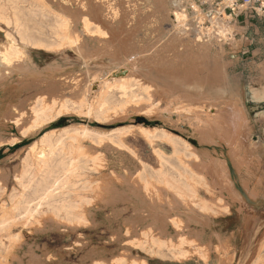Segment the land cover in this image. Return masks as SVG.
<instances>
[{
    "label": "rangeland",
    "instance_id": "374dc122",
    "mask_svg": "<svg viewBox=\"0 0 264 264\" xmlns=\"http://www.w3.org/2000/svg\"><path fill=\"white\" fill-rule=\"evenodd\" d=\"M92 2L103 18L96 0ZM121 2V34L113 43L126 44L115 55L98 42L77 48L79 53L66 42L54 48L24 44L13 29L11 3L0 0V48L13 34L25 56L16 59V65L1 61L0 84L6 79L23 86V74L30 73L26 92L31 100L21 109L34 108L36 98L48 107L38 120L31 112L19 124L0 122V264H264V98L257 96L264 88V16L225 12L233 19L221 35L211 21L224 10L221 1ZM184 10L189 19L182 25L176 13ZM200 10L207 30L201 39ZM31 28L35 33L39 22H32ZM163 70L166 73L158 76ZM151 75L181 94L191 89L226 106L211 112L187 107L181 99L172 102L174 93L168 97L146 91L138 82ZM3 98L0 90V118ZM203 126L213 133L207 140L214 144L208 149L194 143ZM162 128L188 139L194 153L186 155L182 143L155 132ZM49 144L56 151L53 170L63 173L67 184L51 207L26 213L22 204L40 189L39 159ZM201 157L218 161V186L204 184L208 175L198 166ZM131 189L149 200L150 208L140 210L147 220L135 218L132 204L126 208ZM205 204L215 212L200 209ZM152 213L153 222L148 221ZM162 219L167 226L159 224ZM96 246L111 252L101 248L96 257L88 253Z\"/></svg>",
    "mask_w": 264,
    "mask_h": 264
},
{
    "label": "bare ground",
    "instance_id": "6f19581e",
    "mask_svg": "<svg viewBox=\"0 0 264 264\" xmlns=\"http://www.w3.org/2000/svg\"><path fill=\"white\" fill-rule=\"evenodd\" d=\"M211 1H213V0H211ZM8 2L11 3V8L13 9V15H14L13 16L14 17L13 29L20 34L21 40H22V42L24 44L36 45V46H38V48H39V46L40 47H47V48H54V47L60 46L64 42H66V43H69V46L72 47V49H74L75 48L74 46H76V49H74V50H76V53H79V51L81 50V46H89V45H91V44H93L95 42H98V43H102L104 46H106L107 48L111 49V51L115 55H120L123 52V48L125 47V44H126L125 43V40L119 41L117 45H115V43H113L114 38L116 36H120V34H121L120 32H118V29H117V27H119L121 25L122 21H123V8H122V3L123 2H121V0H96V6L100 10L101 15H103V18L100 17L99 15H97L95 13V9H94L92 0H8ZM196 9H197V7H196ZM219 11L220 12L218 13V15H213L212 16L211 21H212V24H213V26L215 28L214 32L223 35V34H226L227 31H228L227 23L230 22L233 18H232V16H230L228 14H225V11L224 10H219ZM198 13H200L199 19H198V22L200 24V27L198 28L199 33H198L197 36H198V38L201 39V35L203 33H207L206 32L207 30H205L202 27V24H201V22L204 20V18L201 17V10ZM176 17H177V20L182 25H185L187 23L188 19H189V16H188V14H187V12L185 10L184 11L177 12L176 13ZM32 22H35V23L39 22V28H36L35 29L36 30L35 33H33L34 30H33V28H31ZM131 23L132 24L130 25V28H131L130 30L132 31L133 28L135 27V17L131 19ZM119 30L121 31V29H119ZM199 40H196V41H197V43L200 44L201 42ZM5 43H6V45L5 46L2 45L4 47L0 48V64L2 63L1 62L2 60H5L6 63H8V65L11 64V63H13V62L16 65V63H15L16 62L15 61L16 59L17 60H20V61L21 60H24L25 56H23L22 55V52L20 51V49L17 48V40L13 36V34H9L8 35V38H7V40H6ZM201 44H203V43H201ZM204 46H207V43H205ZM77 48L80 49V50H78ZM27 63H29V61ZM27 63H21V64H25L26 65ZM6 65L4 66L2 64V67L4 66L3 68L7 69L6 68ZM26 66H28V64ZM26 66H24L23 69H25ZM30 66H32V65H30ZM14 67H16V66H14ZM35 67H37V66H35ZM9 68H12V65H11V67L9 66ZM19 68H16V70H18ZM10 71L8 72L9 74L11 73ZM18 72H19V70H18ZM119 72L120 71H118L116 73L113 72L114 74H112V75L116 76ZM165 73L166 72H164V70L163 71H159L158 76L161 77V75H163ZM2 74L5 76L4 73H2ZM28 75H30V73H26L25 72V74H23L24 79L27 80L26 81L27 84H24L23 86H22V84H21L20 81H19L20 83H17V84H15L14 82H11V83L5 82L6 79L1 82V84H0V90L4 93V98L2 100H4V102L6 104H5L4 110L2 111L3 112L2 113L3 115L0 118V122H6V121H9V120H14L16 123L19 124L21 122H24V116L27 115V114L29 115L31 112H32V116L35 114V117L37 118V120L40 119V117L46 115V112H47L48 107H46V106H44L42 104V101L40 100V98L39 99L36 98V100H35L36 106L34 108L21 109L23 107V105H24V107L29 106L28 105L29 104L28 103L29 98L27 97L29 95H28V92H26V91H30V87H31L32 80H29ZM0 76H1V71H0ZM11 76H13V74ZM153 78H154V75H151L150 79L145 80L143 82H141V80H139L138 82L139 83H142V85H143V87L145 88L146 91L148 89H152L155 93L161 92V93H163V95H166L168 97L172 96L173 93H174L175 94V97H173L172 102L175 101V100L181 99V101L184 104H187V105H185L187 107L202 108V109H205L207 111L210 110L211 112H213V111L219 112V111L222 110V108H224L226 106L225 103H222L220 101H213V103H212V101L210 102V100H206V98H205L206 96L199 95V94H197V91H193L191 89H188V90H186L185 92H183L181 94V92H179V91H174V88H170V86H162L160 83H157ZM18 80H19V78H18ZM25 80H24V82H25ZM23 87H24V89H23ZM24 93L26 95V98L24 97ZM161 93H159V94H161ZM106 95H105V97H106ZM257 96H259L261 98H264V88L262 89V91L260 92V94L257 95ZM107 103L108 102H106L105 105H107ZM9 105H11V106L9 107ZM15 107H16V110L14 109ZM12 108H13V110H11ZM16 111H19L20 113L16 114L17 113ZM200 128H202V127H200ZM203 128H206V127L203 126ZM215 128L218 129V127H216V124H211L210 129L212 131H214ZM206 129H204V130L201 131V133L199 135L200 137H198L199 140L197 142H194L196 148H199L200 149V147H202L204 149L205 148L208 149V146L209 145L212 146L214 144V141L207 140L209 136H212L213 135V133H211L212 131L211 130H208L209 128L207 129L208 131H205ZM175 131H177V130L174 129V132ZM215 131H217V130H215ZM226 131H227V129H226ZM155 132H160L162 134V136L169 137L170 139H173L175 141H179L180 143H182L183 146L186 148V155H190V154L194 153V149L195 148L190 143H188V139L183 138L181 136H178V135L174 134L173 132H170L169 130L163 129V128L162 129H156ZM227 133H229V131ZM156 142H154V143H156ZM150 143H151V141H150ZM58 145H60V143ZM55 152H56L55 151V148L53 147V145H50V144H49V149L48 150H45L44 152H42V155H41L39 161L41 162L40 169H41V172L43 173V177L44 178L42 177V181L39 184L40 189H37L36 194L34 196H31V197L27 198L25 201H23V204L22 205H24L23 207H24L26 213H33V214L34 213H38V212H40L42 210V208L45 205L51 207L54 204V202L58 201V197H60L61 188L62 187L65 188L64 186H66V184H67V182L65 181V179L61 178V177H63V173H62V175H60L59 172L56 173L55 170H53V162L52 161L54 160L53 156L55 155ZM173 154H174V152H173ZM195 154L197 155L198 158H200V155H198L196 152H195ZM157 156H160V155L157 154ZM211 161L212 160H206V158L201 157L200 165L196 164L199 167H201L203 169V171L207 172L208 179H207V181L204 182V184H206L207 186H209V188H210V186L211 187H213V185L215 186L217 184L216 182H218L217 179L219 178L218 177V178L215 179V176H217V174H219L218 173L219 170L217 171V168L215 167V164H217V163H215L216 159H215L214 162H211ZM216 162H218V161H216ZM219 166H218V168L220 169ZM145 170H146V168L144 167L143 171H145ZM75 172H76V170H75ZM178 172L181 173V170L178 171ZM182 173H183V171H182ZM65 175H66V173H65ZM146 175H148V174H146ZM81 179H83V178H81ZM80 183L82 184V182H80ZM244 184H245V181H244L243 185ZM224 185H225V183H224ZM79 186H80V184H79ZM217 186H218V184H217ZM112 190L113 189H111V191ZM114 190H116V189H114ZM131 192H132L131 196L129 195L130 197L129 196H128L129 198L127 197L128 198V201H127L128 207L126 206V208H128V210H129V204H132V206H130V207L133 208V210L135 211V216H136L135 218L137 220L138 219L139 220H143V219L145 220L148 217L145 218L142 213H141L142 214L141 215L140 214V210L143 209V207L144 208L145 207H148V209L150 208L149 207L150 206L149 205L150 203L148 202L149 203L148 204L149 206H147V203H146V201H149V200H146L147 199L146 198L145 199L146 201L145 200L143 201V199L145 198L144 197L145 195H143L144 198H142V194L139 193L138 191H136V189L135 190L134 189L133 190L131 189ZM118 193H119V191H118ZM128 193H130V192H128ZM120 195H123V194H120ZM125 195H127V194H125ZM249 195H251V194H249ZM200 196H203V195H200ZM112 199L113 198H111V200ZM122 200H124L123 199V196H122ZM122 200H121V202H123ZM14 202L16 203V201H14ZM195 202L196 201H194V203ZM123 203H121V204H123ZM13 204L14 203H12V205ZM12 205H11V207H12ZM118 205H120V202H119ZM177 205H178V203H177ZM179 206L181 207V204ZM166 207H169V206L167 205ZM183 208H185V206ZM13 209H14V207H13ZM148 209H147V211H148ZM170 209H171V207H170ZM170 209H168V210L170 211ZM175 209H177L176 206H175ZM200 209H202L203 211H206L208 213H214L215 212L214 207L213 206H210L209 204H205L203 206H200ZM152 210H155V209H152ZM126 211H127V209H126ZM144 211L146 212L145 209H144ZM144 211H142V212H144ZM164 211H166V210H164ZM169 211H168V213H169ZM177 211H175V212H177ZM188 211H190V210H188ZM150 212H152V211L150 210ZM13 213H14V210H13ZM89 213H90V211L88 212V215H89ZM163 213L165 214V212H163ZM186 213L188 214V212L185 211V214ZM91 214H92V212H91ZM149 215H150L149 216L150 219H148V221L152 220L151 218H153V216H154L153 213L152 214H149ZM151 215H153V216L151 217ZM189 215H187V216H189ZM141 216H143V217H141ZM145 216H148V215L146 214ZM159 218H160V216L157 219H159ZM203 218H204V216H203ZM155 219L156 218L154 216V220ZM131 220L134 221L133 218H131ZM137 220H136V222L138 223ZM132 221H131V223H132ZM188 221H186V222H188ZM152 222H153V220H152ZM158 222H160V220ZM190 222H188V223H190ZM139 223H142V221L141 222L139 221ZM166 223L167 222L165 221V219H162L161 220V223H159V224L160 225L162 224L163 227H164V225ZM156 224H158V223H156ZM186 224H185V226H186ZM131 225H133V223ZM137 225H141V224H137ZM167 225H165V226H167ZM187 225H189V224H187ZM134 226L135 225H133V227ZM197 226L199 227V225H197ZM163 227L161 226V228H163ZM168 227H167V230H168ZM200 227H202V226H200ZM109 228L114 229L112 227H109ZM190 228H191V226H190ZM134 229H136V228H134ZM155 230H157V227L155 228ZM188 230H189V228L187 229V231ZM132 231H134V230H132ZM113 232H115V235H116V233H118L119 230H118V232H117V230H114ZM67 234H70V233L67 232ZM178 235H181V234L178 233ZM110 242H111V240H110ZM99 247L100 246H98V247L96 246L95 248H93V250L91 248V250H89L88 253L93 252L92 255H94L96 257L97 255L102 254V253H100V252H102L101 248H103L106 252H111L110 251L111 249L108 248V247H101L100 249H99ZM118 250H119V248H118ZM66 251H68V250H66ZM58 254L64 255V252H61V253H58ZM48 255L50 256L51 253L48 254ZM180 255L183 256L185 254L180 253ZM90 256L91 255H89V257ZM94 256H92V257H94ZM82 258L83 257L81 256V259ZM83 259H82V261H83ZM87 261H89V260L87 259ZM83 262H84V264H87V263H85V260ZM123 264H128V263H126L125 260H124V263Z\"/></svg>",
    "mask_w": 264,
    "mask_h": 264
},
{
    "label": "built area",
    "instance_id": "2783aa9c",
    "mask_svg": "<svg viewBox=\"0 0 264 264\" xmlns=\"http://www.w3.org/2000/svg\"><path fill=\"white\" fill-rule=\"evenodd\" d=\"M225 4L224 11L241 15L247 12L253 16H264V0H214Z\"/></svg>",
    "mask_w": 264,
    "mask_h": 264
}]
</instances>
